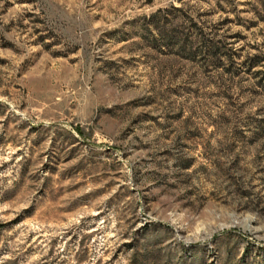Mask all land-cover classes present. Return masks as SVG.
Instances as JSON below:
<instances>
[{
	"label": "rangeland",
	"instance_id": "1",
	"mask_svg": "<svg viewBox=\"0 0 264 264\" xmlns=\"http://www.w3.org/2000/svg\"><path fill=\"white\" fill-rule=\"evenodd\" d=\"M0 264H264V0H0Z\"/></svg>",
	"mask_w": 264,
	"mask_h": 264
},
{
	"label": "trees",
	"instance_id": "2",
	"mask_svg": "<svg viewBox=\"0 0 264 264\" xmlns=\"http://www.w3.org/2000/svg\"><path fill=\"white\" fill-rule=\"evenodd\" d=\"M170 38H172V37H170ZM177 44H178V43H177ZM177 44H176V45H177Z\"/></svg>",
	"mask_w": 264,
	"mask_h": 264
}]
</instances>
